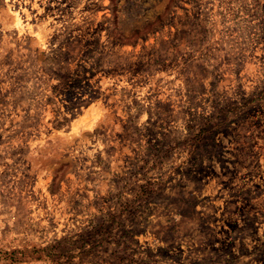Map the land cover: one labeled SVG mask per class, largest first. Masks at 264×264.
Returning <instances> with one entry per match:
<instances>
[{
	"label": "rangeland",
	"instance_id": "rangeland-1",
	"mask_svg": "<svg viewBox=\"0 0 264 264\" xmlns=\"http://www.w3.org/2000/svg\"><path fill=\"white\" fill-rule=\"evenodd\" d=\"M109 210L20 264H264V0H0V244Z\"/></svg>",
	"mask_w": 264,
	"mask_h": 264
},
{
	"label": "trees",
	"instance_id": "trees-1",
	"mask_svg": "<svg viewBox=\"0 0 264 264\" xmlns=\"http://www.w3.org/2000/svg\"><path fill=\"white\" fill-rule=\"evenodd\" d=\"M76 103H71L70 110L77 109ZM65 120V118H64ZM59 126V125H56ZM127 206L128 213L133 212V208ZM123 209L119 210V215ZM118 211H107L105 216L100 217L98 222L90 221L85 230L74 235H65L56 239L52 243L23 244L21 247H10L8 244H0L1 264H20L30 261H83L93 255L100 256L108 254L119 262L120 258L126 256L119 255V237L112 234V229L119 227ZM89 240V241H88ZM146 264V261L143 263Z\"/></svg>",
	"mask_w": 264,
	"mask_h": 264
}]
</instances>
